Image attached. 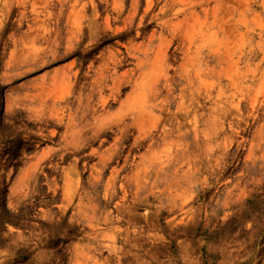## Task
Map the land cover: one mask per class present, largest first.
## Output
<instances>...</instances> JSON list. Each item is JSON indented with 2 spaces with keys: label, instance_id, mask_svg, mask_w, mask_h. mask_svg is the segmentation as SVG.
Here are the masks:
<instances>
[{
  "label": "rangeland",
  "instance_id": "obj_1",
  "mask_svg": "<svg viewBox=\"0 0 264 264\" xmlns=\"http://www.w3.org/2000/svg\"><path fill=\"white\" fill-rule=\"evenodd\" d=\"M0 264H264V0H0Z\"/></svg>",
  "mask_w": 264,
  "mask_h": 264
}]
</instances>
